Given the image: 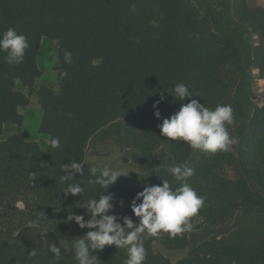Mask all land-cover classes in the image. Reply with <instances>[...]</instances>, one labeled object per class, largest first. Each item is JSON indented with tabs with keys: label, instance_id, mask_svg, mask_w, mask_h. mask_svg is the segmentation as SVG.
Returning a JSON list of instances; mask_svg holds the SVG:
<instances>
[{
	"label": "trees",
	"instance_id": "obj_1",
	"mask_svg": "<svg viewBox=\"0 0 264 264\" xmlns=\"http://www.w3.org/2000/svg\"><path fill=\"white\" fill-rule=\"evenodd\" d=\"M231 2L237 25L250 29L251 73L264 90V2ZM9 27L26 35L30 46L18 65L7 64L6 53L0 52V264H77L71 252L57 262L45 246L59 247L60 241L86 234L88 229L65 221L68 209L89 219L81 206L99 198L101 190L87 184L84 165L85 174L76 182L85 192L65 197L68 182L60 183L61 166L86 159L91 138L112 123L122 124L125 147L143 162L155 163L161 148L172 162L118 178L109 187L115 205L111 214L138 219L130 207L135 195L146 184L162 186L164 179L179 187L167 168L187 162L195 170L187 183L207 197L191 224L200 218L208 228L222 229L238 219L233 229L198 243L176 263L153 246L182 251L187 232L149 238L145 264H264V101L241 129L246 107L234 90L242 57L230 37L212 30L209 14L191 0H0V33ZM43 38L57 43V90L34 87L41 76L37 58ZM65 50L72 53L71 64L64 61ZM180 82L200 97L175 100L171 93ZM18 87L37 98L39 133L48 137L45 149L26 141L19 130V109L27 106L28 97ZM161 95L162 118L193 98L210 109L230 104L234 123L227 129L237 142L230 151L209 154L162 137L157 127L162 119L153 108ZM6 126L18 129L2 137ZM53 137H59V148L51 147ZM33 249L36 255L30 256ZM94 254L98 264H123L127 258L126 250L114 245Z\"/></svg>",
	"mask_w": 264,
	"mask_h": 264
},
{
	"label": "clouds",
	"instance_id": "obj_2",
	"mask_svg": "<svg viewBox=\"0 0 264 264\" xmlns=\"http://www.w3.org/2000/svg\"><path fill=\"white\" fill-rule=\"evenodd\" d=\"M132 10H135L134 6ZM29 46L26 35L18 33L12 27L0 33V52L6 53L4 59L9 65L22 63ZM63 56L65 63H72L70 51L65 50ZM15 82L19 83V79ZM171 96L181 102L185 98L200 97L198 94L194 95L183 82L174 85ZM163 101L164 96L161 95L160 100L153 105L155 117L162 119V123L157 125L162 137L186 142L193 150L209 154L230 151L231 146L237 142L227 129V125L234 123V110L230 104H217L214 109H210L193 98L187 103H181L180 108L169 117L162 118L158 105ZM50 145L53 149L59 148V137H53ZM84 165H88L87 184L98 186L101 191L99 198L96 195L81 206L86 209L85 214L89 215V219L86 220L84 215H78L68 209L65 221L74 222L81 229H88L86 234L71 241L63 240V244L60 241L59 247L54 243L45 246L54 254L57 262L65 253L71 252L77 264H98L99 259L94 253L103 250L105 246L114 245L116 249L126 250L127 258L123 264H145V240L164 233L174 238L191 231L190 218L199 213L207 199L187 183V179L194 175V168L187 162L173 164L167 168V172L175 181L181 182L179 187L173 188L167 179L161 180L162 186L146 184L143 190L135 195L130 205L131 212L138 219L118 216L111 214L115 205L114 194L109 192V187L114 185L118 178L126 177L130 172L119 160L114 163L101 162L94 157L79 162L72 160L61 166L64 174L59 177L60 183L68 182L62 190L65 197L81 196L85 192V187L76 182L77 175L85 174ZM35 225L36 222H30L28 226ZM29 254L35 256V249Z\"/></svg>",
	"mask_w": 264,
	"mask_h": 264
},
{
	"label": "rangeland",
	"instance_id": "obj_3",
	"mask_svg": "<svg viewBox=\"0 0 264 264\" xmlns=\"http://www.w3.org/2000/svg\"><path fill=\"white\" fill-rule=\"evenodd\" d=\"M196 7L210 16L212 30L230 37L237 45L241 54V69L239 79L234 90V97L246 107V118L240 128L244 129L248 119L252 115L253 108L264 101V90L256 77L251 73L253 61V39L249 27L237 25L233 12L231 0H191ZM251 1V0H250ZM263 1L264 0H259ZM55 41L43 38L38 52V66L41 76L35 82V88L46 85L57 90L60 79L59 71L56 70ZM19 92L28 97V104L19 109L23 117V123L19 130L23 133L26 141L36 142L42 149L48 145V137L39 133L41 110L37 98L27 88L18 87ZM15 126H6L2 137L15 133ZM158 159L155 163H145L138 153L127 149L124 145L123 126L121 123H112L95 134L86 148V158L94 157L101 162H112L116 160L126 167L128 172H146L167 165L172 159L165 148L157 152ZM160 161V162H159ZM88 166V165H87ZM238 224L234 219L229 225L222 229H210L204 225L200 218L192 222L191 231H187L188 246L182 251H165L160 246L154 245L153 251L167 257L173 263L184 258L192 247L213 236H220L233 229Z\"/></svg>",
	"mask_w": 264,
	"mask_h": 264
}]
</instances>
